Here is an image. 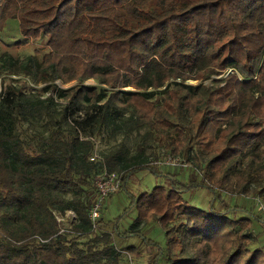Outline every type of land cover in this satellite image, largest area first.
Wrapping results in <instances>:
<instances>
[{
	"label": "trees",
	"instance_id": "obj_1",
	"mask_svg": "<svg viewBox=\"0 0 264 264\" xmlns=\"http://www.w3.org/2000/svg\"><path fill=\"white\" fill-rule=\"evenodd\" d=\"M10 20L47 50L0 55V264H264V0H0V42ZM139 170L163 183L92 219L96 176Z\"/></svg>",
	"mask_w": 264,
	"mask_h": 264
},
{
	"label": "rangeland",
	"instance_id": "obj_2",
	"mask_svg": "<svg viewBox=\"0 0 264 264\" xmlns=\"http://www.w3.org/2000/svg\"><path fill=\"white\" fill-rule=\"evenodd\" d=\"M12 20H10L11 22ZM20 38V35L18 34L16 22H11L8 24L6 30L4 31L2 35L3 42H0V55L3 53L7 52L12 54L13 56H17L18 58H23L29 54L36 55L37 58L41 57V53L45 52L47 49L45 47V44L42 42H36L35 40L27 42L26 44H21L17 46L15 42H17ZM37 50V53L35 51ZM58 85H61V87H65L71 84H74V82H70L69 84L60 83L58 80L55 81ZM85 83L88 86H93V85H98V82L95 80H86ZM28 90L26 92V95L30 94H35V92H38V87L33 84H30L28 81H26L25 85ZM25 90V89H24ZM73 117H77V114H73ZM31 131H43L44 128L41 125V122H37L33 126L29 127ZM28 132H30L28 130ZM120 139V138H118ZM125 143L127 144V147H129L130 151H133L136 145V142L138 141V138L135 134L130 135L129 137H125ZM96 150L98 149H107L110 145L115 143V140L113 139H108L104 135H100L96 137ZM156 152L159 153V158L154 160L157 162L158 166L164 168V170H167L168 168L172 169V165H163L162 161L165 159L163 158V153H161V149L159 147H156L155 149H148L147 152ZM162 155V157H161ZM114 180L118 183V186L116 187L115 190L111 191L108 195H106L105 200H103V205L100 206V211H102L103 216L105 219H111L113 216H118L120 214H124V210L130 205L131 199L133 197H137L142 191H149L153 188V186L157 183H163V181L160 179V177L153 176L148 170H139L135 173H133L130 177H128L127 180V185L124 190H119L117 191L120 183H119V176L116 174ZM201 194L203 197L207 198L205 193L202 191ZM68 195V194H67ZM66 195V197H67ZM196 199L195 201L198 200L200 197V194H196ZM133 196V197H132ZM135 209V208H134ZM128 210L125 217L122 218L120 222V226H125L131 222L133 219L137 217V212L134 210ZM66 215L63 217V220H60V225L61 227H64L72 217H74V213L72 211H67L65 213ZM144 228L147 226H143ZM160 230V227L156 224H150L149 228V234L155 236V234ZM161 234V231L159 232ZM160 234L157 235V240L161 241V237L159 236ZM152 252L145 250L142 252V256L139 258H133L131 261L127 259V255H125L124 252H121V256L123 257V264H146L147 258L151 255ZM125 258H126V263H125Z\"/></svg>",
	"mask_w": 264,
	"mask_h": 264
},
{
	"label": "built area",
	"instance_id": "obj_3",
	"mask_svg": "<svg viewBox=\"0 0 264 264\" xmlns=\"http://www.w3.org/2000/svg\"><path fill=\"white\" fill-rule=\"evenodd\" d=\"M162 164L164 165H179L180 164V159L176 156H171L169 155L166 157L163 161ZM116 173L111 172L110 174H104L102 176H96L94 180V184L97 186V190L99 192V200L96 201V203L93 205L91 208V218L95 219L98 216V208L100 207V204L103 200V198L111 193V191L115 190L116 187L118 186V183L114 180ZM102 199V200H101ZM101 201V202H100ZM69 211V210H68ZM71 212V211H70ZM57 219L63 220V217L57 216Z\"/></svg>",
	"mask_w": 264,
	"mask_h": 264
}]
</instances>
